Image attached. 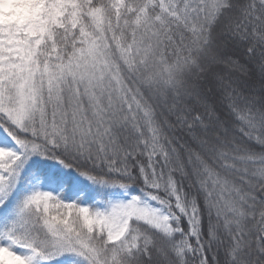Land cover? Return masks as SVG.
Masks as SVG:
<instances>
[{
  "label": "snow or ice",
  "instance_id": "snow-or-ice-1",
  "mask_svg": "<svg viewBox=\"0 0 264 264\" xmlns=\"http://www.w3.org/2000/svg\"><path fill=\"white\" fill-rule=\"evenodd\" d=\"M0 264H264V0H0Z\"/></svg>",
  "mask_w": 264,
  "mask_h": 264
}]
</instances>
